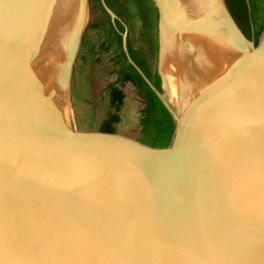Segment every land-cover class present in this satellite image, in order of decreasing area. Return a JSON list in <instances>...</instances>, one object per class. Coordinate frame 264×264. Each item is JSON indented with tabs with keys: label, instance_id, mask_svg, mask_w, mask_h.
Masks as SVG:
<instances>
[{
	"label": "water",
	"instance_id": "1",
	"mask_svg": "<svg viewBox=\"0 0 264 264\" xmlns=\"http://www.w3.org/2000/svg\"><path fill=\"white\" fill-rule=\"evenodd\" d=\"M153 2L167 148L74 130L88 0H0V264H264V25Z\"/></svg>",
	"mask_w": 264,
	"mask_h": 264
},
{
	"label": "trees",
	"instance_id": "2",
	"mask_svg": "<svg viewBox=\"0 0 264 264\" xmlns=\"http://www.w3.org/2000/svg\"><path fill=\"white\" fill-rule=\"evenodd\" d=\"M118 16L113 20L101 0H88L89 22L83 33L81 47L71 82L74 108L85 107L86 125L77 119V131L117 134L119 107L126 97L123 87L134 88L140 102L138 130L122 135L153 148H167L174 137L175 122L157 93L161 78L157 71L158 10L153 0H104ZM245 36L258 43L264 25V0H225ZM127 33V52L123 34ZM76 72V75H75ZM103 113L99 118L98 113ZM77 116V115H76Z\"/></svg>",
	"mask_w": 264,
	"mask_h": 264
},
{
	"label": "rangeland",
	"instance_id": "3",
	"mask_svg": "<svg viewBox=\"0 0 264 264\" xmlns=\"http://www.w3.org/2000/svg\"><path fill=\"white\" fill-rule=\"evenodd\" d=\"M76 62V61H75ZM78 61L74 64V69L76 70L79 66ZM73 69V73H74ZM76 75V72H75ZM123 91L126 95L123 104L119 107L118 113L120 116V122L117 125V134L118 135H134L138 130V123H139V109L141 107L140 102L137 98L135 90L130 85H125L123 87ZM85 107H78V111L74 108L73 102L71 100V107H70V118L72 121V126L74 130H78L79 127L77 126V119L80 125H86V112ZM77 115V116H76ZM99 118L103 116V113L99 112L97 114Z\"/></svg>",
	"mask_w": 264,
	"mask_h": 264
}]
</instances>
